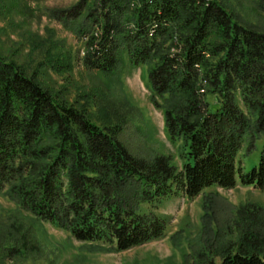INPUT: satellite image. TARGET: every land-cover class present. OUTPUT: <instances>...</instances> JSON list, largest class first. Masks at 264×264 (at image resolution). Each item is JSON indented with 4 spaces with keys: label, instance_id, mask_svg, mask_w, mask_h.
<instances>
[{
    "label": "trees",
    "instance_id": "16d2710c",
    "mask_svg": "<svg viewBox=\"0 0 264 264\" xmlns=\"http://www.w3.org/2000/svg\"><path fill=\"white\" fill-rule=\"evenodd\" d=\"M256 6L264 14V0ZM65 19L85 41L87 70L112 75L124 54L134 67L150 66L153 102L164 103L182 166L131 155L122 121L104 110L94 122L0 56V194L77 242L125 252L165 236V220L141 212L144 204L264 188V146L258 167L237 164L246 139L247 153L264 139L263 31L217 0H80ZM244 230L236 247L220 248V264H264V229Z\"/></svg>",
    "mask_w": 264,
    "mask_h": 264
},
{
    "label": "rangeland",
    "instance_id": "374dc122",
    "mask_svg": "<svg viewBox=\"0 0 264 264\" xmlns=\"http://www.w3.org/2000/svg\"><path fill=\"white\" fill-rule=\"evenodd\" d=\"M79 1L0 0V56L21 66L69 104L86 108L94 122L99 123L104 110L113 124L122 121L120 140L131 155L166 156L181 168L183 145L170 140L162 99L156 98L159 108L154 105L150 66L134 67L124 54L120 67L109 76L84 67L85 41L78 39L76 25L65 19L66 11ZM217 1L243 24L264 32V14L256 0ZM207 100L212 105L213 97ZM248 142L237 164L251 171L258 167L264 139L256 142L251 153H247ZM141 212H154L165 220L164 238L118 252L106 244L75 241L2 193L0 264H220L222 246L236 247L250 224L264 229V188H211L193 200L174 197L154 206L144 204Z\"/></svg>",
    "mask_w": 264,
    "mask_h": 264
}]
</instances>
